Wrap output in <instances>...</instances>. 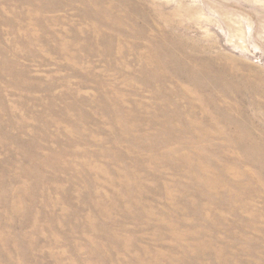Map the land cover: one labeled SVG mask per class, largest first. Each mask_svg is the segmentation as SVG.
Here are the masks:
<instances>
[{
	"label": "rangeland",
	"instance_id": "1",
	"mask_svg": "<svg viewBox=\"0 0 264 264\" xmlns=\"http://www.w3.org/2000/svg\"><path fill=\"white\" fill-rule=\"evenodd\" d=\"M0 264H264V0H0Z\"/></svg>",
	"mask_w": 264,
	"mask_h": 264
}]
</instances>
